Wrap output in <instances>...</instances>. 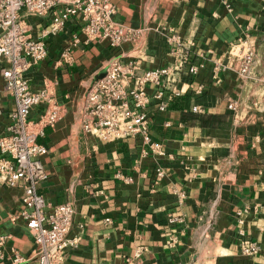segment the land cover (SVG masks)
<instances>
[{
	"label": "crops",
	"instance_id": "1",
	"mask_svg": "<svg viewBox=\"0 0 264 264\" xmlns=\"http://www.w3.org/2000/svg\"><path fill=\"white\" fill-rule=\"evenodd\" d=\"M110 1L116 23L142 31L136 42L79 43L64 63L60 50L78 29L69 21L44 37L47 56L27 71L30 87L50 85L61 109L38 138L47 178L36 186L51 205L74 208L71 234L79 243L60 264H124L136 251L143 264H264V0ZM47 19L27 18L29 34L43 37ZM174 35L189 49L185 69L197 70L178 83L179 93L164 91V110L150 100V137L162 153L135 138L101 142L86 134L84 98L107 63L133 61L137 72L166 66ZM247 49L255 62L244 78L236 65ZM0 107L1 135L14 109L1 76ZM42 113L36 106L30 119ZM21 186L0 183L2 264H16L12 250L21 264H36L37 245L18 217ZM243 241L257 243L258 252L244 255Z\"/></svg>",
	"mask_w": 264,
	"mask_h": 264
},
{
	"label": "built area",
	"instance_id": "2",
	"mask_svg": "<svg viewBox=\"0 0 264 264\" xmlns=\"http://www.w3.org/2000/svg\"><path fill=\"white\" fill-rule=\"evenodd\" d=\"M115 7L110 0H0V76L3 90L13 100L6 132L0 135V183L14 187L22 182V209L18 217L37 245L36 264H60L65 253L77 247L79 237L71 234L74 208L71 202L48 203L36 186L47 178L41 158L47 148L38 141L45 127H54L61 118V109L50 85L34 90L27 71L47 56L44 37L65 31L69 21L76 20L78 29L64 41L59 59L71 62V50L79 43L107 42L111 47L136 42L141 30L116 23ZM48 15L43 37L29 34L26 19ZM170 63L137 72L133 61L118 58L106 65V73L87 90L82 112L83 131L101 142L135 138L153 153H162L160 145L151 140L149 132V103L156 100L157 110H164V91L179 93L178 83L196 73L189 62V49L174 35L169 40ZM255 62L254 52L245 50L238 59L237 73L247 78ZM218 68V67H216ZM152 90V93L149 91ZM43 106L38 121L30 119L36 106ZM234 109V105H229ZM193 110H199L194 107ZM1 113V107H0ZM163 175L156 170L157 179ZM240 215V212L238 213ZM180 218L170 219V221ZM0 237V264L5 259ZM258 244L243 241L241 252L253 255ZM12 263L21 264L24 257L12 250ZM124 264H143L140 253L125 257Z\"/></svg>",
	"mask_w": 264,
	"mask_h": 264
}]
</instances>
